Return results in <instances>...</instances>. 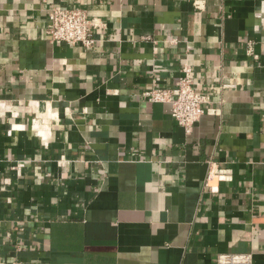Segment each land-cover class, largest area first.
<instances>
[{
  "label": "crops",
  "instance_id": "obj_1",
  "mask_svg": "<svg viewBox=\"0 0 264 264\" xmlns=\"http://www.w3.org/2000/svg\"><path fill=\"white\" fill-rule=\"evenodd\" d=\"M51 4L107 22L96 46L51 41ZM185 62L220 110L190 134L143 94ZM224 252L264 264V0H0V264Z\"/></svg>",
  "mask_w": 264,
  "mask_h": 264
},
{
  "label": "built area",
  "instance_id": "obj_2",
  "mask_svg": "<svg viewBox=\"0 0 264 264\" xmlns=\"http://www.w3.org/2000/svg\"><path fill=\"white\" fill-rule=\"evenodd\" d=\"M195 6L200 8V1H196ZM106 27L107 22L102 18L90 15L86 9L78 6L51 4L47 8L46 30L53 42L81 45L86 49L93 48L99 41L97 34ZM251 50L250 48L249 51ZM255 57L258 55L255 54ZM199 85L194 78L193 67L185 62L181 67V76L175 89L153 86L143 94L150 103L170 104L172 117L187 134H190L204 114L220 112L210 107L211 95L201 91ZM35 123L36 119L33 120V128ZM37 132L41 133L38 130ZM24 164L22 161L17 165ZM207 165L205 185L211 190L214 189L213 182L233 180L231 168L219 167L212 159L207 160ZM252 261L251 252H224L217 256L216 264H251Z\"/></svg>",
  "mask_w": 264,
  "mask_h": 264
}]
</instances>
